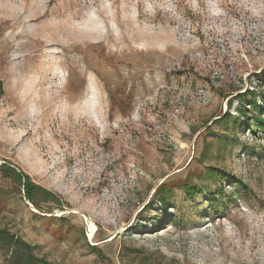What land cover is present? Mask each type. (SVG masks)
Returning <instances> with one entry per match:
<instances>
[{
    "label": "rangeland",
    "instance_id": "374dc122",
    "mask_svg": "<svg viewBox=\"0 0 264 264\" xmlns=\"http://www.w3.org/2000/svg\"><path fill=\"white\" fill-rule=\"evenodd\" d=\"M263 72L264 0H0V264H264Z\"/></svg>",
    "mask_w": 264,
    "mask_h": 264
},
{
    "label": "trees",
    "instance_id": "16d2710c",
    "mask_svg": "<svg viewBox=\"0 0 264 264\" xmlns=\"http://www.w3.org/2000/svg\"><path fill=\"white\" fill-rule=\"evenodd\" d=\"M263 78H264V72H263ZM257 96L254 92H248L247 94L240 92L239 95H237V99L239 100V112L240 115L244 118H249L257 124V126H264V123L262 122V116L264 115V107H261L256 99ZM263 103H264V95L260 96ZM249 105L251 108L250 110L246 107V105ZM235 117L227 113L219 118H217V122L222 124L225 128H228L229 124L231 123L232 119ZM236 120L234 121V127L241 126L242 123L235 118ZM0 171L1 174L4 177L8 178H13L15 182L18 183L19 188L21 189L23 187L24 189V196L25 199L30 201L32 204H34L36 207H40L42 202H49V201H59L57 195L43 187L42 185L35 184L31 177L24 173L22 170H20L18 167L11 165L10 162L4 161L3 163L0 164ZM208 173L212 174V176L218 175L220 171L216 169L215 167H210ZM164 184H161L158 186L155 191H154V199L151 201L150 204L144 206V209H149L151 206H155L158 203L161 204L163 207H168L170 199L173 197V189L171 187H163ZM184 188L187 191H194V195L191 194V197H194L197 193L201 192L199 189V185L194 184V183H186ZM142 212V211H141ZM2 236L4 234H9L7 231L0 232ZM3 240H5L6 245H11L13 242H17L18 244H21V242L15 238L14 234H10L8 237L4 236L2 237ZM29 247L28 245H26ZM30 248V247H29ZM96 249V247H94ZM96 251L99 252V254L104 258L103 253H100L102 250L97 247ZM30 258H34L31 256V253H29Z\"/></svg>",
    "mask_w": 264,
    "mask_h": 264
},
{
    "label": "bare ground",
    "instance_id": "6f19581e",
    "mask_svg": "<svg viewBox=\"0 0 264 264\" xmlns=\"http://www.w3.org/2000/svg\"><path fill=\"white\" fill-rule=\"evenodd\" d=\"M95 232V225L93 224V229H92V233Z\"/></svg>",
    "mask_w": 264,
    "mask_h": 264
},
{
    "label": "water",
    "instance_id": "95a60500",
    "mask_svg": "<svg viewBox=\"0 0 264 264\" xmlns=\"http://www.w3.org/2000/svg\"><path fill=\"white\" fill-rule=\"evenodd\" d=\"M1 164V163H0Z\"/></svg>",
    "mask_w": 264,
    "mask_h": 264
}]
</instances>
